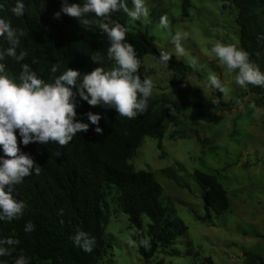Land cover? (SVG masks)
<instances>
[{"label":"trees","instance_id":"1","mask_svg":"<svg viewBox=\"0 0 264 264\" xmlns=\"http://www.w3.org/2000/svg\"><path fill=\"white\" fill-rule=\"evenodd\" d=\"M222 1L236 10L240 47L249 54L252 62L256 54L264 51V0ZM23 2L25 14L16 17L11 11L16 0H0L4 6L0 17L25 33L17 53L23 51L27 56L20 63L6 58L9 76L18 78L23 63H28L48 83L53 82V66L59 69L56 76L68 67L82 74L90 73L98 66L112 67L106 59L109 47L106 34L94 25H80L77 18L63 13L59 19L55 18L54 14L61 10L63 0ZM67 3L82 4L83 0H67ZM130 5L131 0H128ZM126 16L121 11L114 14L113 19L126 26ZM126 42L133 45L141 62L147 54L159 60L162 50L145 33L129 29ZM7 47L8 44L0 39V48ZM94 55L103 57L104 62L100 65L92 63ZM171 57L168 67L186 72L188 66L174 55ZM139 74L143 78L141 68ZM216 92V99H212L207 107L222 105V93ZM184 100L182 97L168 107L151 98L146 112L135 119H128L114 109L91 107L77 98L76 119L90 123L84 114L89 111L100 114L102 136H98L95 126L91 125L88 132L78 133L67 146L60 147L55 143L23 146L17 134L21 151L33 157L41 172L25 178L24 183L17 186V198L27 205L23 217L11 223L0 222V238L11 236L20 241L11 256L0 257V264H14V259L20 254L29 257L31 264H98L108 247L105 230L109 219L108 198L111 196L118 210L127 215L131 230H136L134 239L139 240L141 235L151 237L150 248L137 245L142 258L149 260L159 247L172 246L186 228L177 219L167 216V210L159 199L161 187L153 175L133 169L128 161L145 136L158 139V148H161L168 118L188 108L205 107L202 103ZM194 174L204 188V219H209L211 212L221 214L226 211L229 200L223 186L207 173L195 171ZM143 215L150 220L146 233L141 219ZM28 221L35 225V231L31 233L24 232ZM78 231L95 238L92 252L74 246L72 237ZM171 254L179 252L173 250ZM245 256L248 264H264L251 252H246ZM155 264H162V261Z\"/></svg>","mask_w":264,"mask_h":264},{"label":"rangeland","instance_id":"2","mask_svg":"<svg viewBox=\"0 0 264 264\" xmlns=\"http://www.w3.org/2000/svg\"><path fill=\"white\" fill-rule=\"evenodd\" d=\"M148 7V21L133 23L126 16V26L145 33L158 48L188 66L186 72H177L145 55L142 76L157 85L152 98L172 107L184 97L205 107L188 108L168 118L161 148L158 139L145 136L128 162L133 169L153 175L167 216L186 230L172 246L159 247L145 260L137 245L129 243L128 217L111 196L105 230L108 247L98 264H248L246 252L264 261V87L240 89L235 85L236 73H229L206 51L217 41L241 48L236 10L222 0H148ZM163 15L169 20L167 30L158 26ZM176 32L189 33L182 41L183 56L171 43ZM252 63L264 72V51ZM209 73H216L230 88L227 96L221 94L222 105L217 108L206 106L217 97V90L204 84ZM195 171L211 175L223 186L229 200L226 211L211 212L204 219V188ZM141 219L146 233L150 220L145 215ZM173 250L179 254L172 255Z\"/></svg>","mask_w":264,"mask_h":264},{"label":"clouds","instance_id":"3","mask_svg":"<svg viewBox=\"0 0 264 264\" xmlns=\"http://www.w3.org/2000/svg\"><path fill=\"white\" fill-rule=\"evenodd\" d=\"M131 5L129 8L128 0H83L82 4L71 5L63 0L61 10L54 14L55 18L59 19L63 13L77 18L80 25H94L106 34L109 41L106 59L112 67L106 69L98 66L84 74L68 67L56 76L59 69L58 66H53L51 83L41 78L28 63H23L18 78L7 74L6 58H13L20 63L27 56L23 51L17 53L25 33L14 28L9 20L0 17V39L8 44L7 48H0V222L11 223L23 217L27 205L24 200L17 198V186L23 184L25 178L41 172V167L35 164L33 157L21 151L17 134L23 146L30 143H55L60 147L67 146L78 133L88 132L91 125L95 126V133L102 136L100 114L91 111L84 114L90 123L76 119L77 98L91 107L114 109L120 116L128 119H135L147 111L157 85L152 78L140 76L141 61L133 45L126 42L129 28L113 19L114 14L121 11L133 23H143L150 19L148 0H131ZM3 8L0 4V11ZM25 8L23 0H16L11 11L16 17H22ZM158 26L162 30L169 28L166 15L161 16ZM188 36V32H176L172 35L171 43L178 55H184L182 41ZM206 51L229 73H236L235 85L240 89L247 90L249 86L264 87V72L250 61L249 54L244 49L217 41ZM171 59V55L162 50L158 63L167 67ZM91 61L100 65L104 58L94 55ZM192 63L195 64V61ZM204 84L225 96L230 92V88L216 73H209ZM33 231L35 225L28 221L24 232ZM136 235V230H131L130 244L145 249L151 247L150 236L141 235L139 240L131 238ZM72 241L74 246L88 253L92 252L96 243L94 237L83 231H78ZM19 243L18 239L11 236L0 238V257L11 256ZM14 264H31V261L29 257L20 254L14 259Z\"/></svg>","mask_w":264,"mask_h":264}]
</instances>
